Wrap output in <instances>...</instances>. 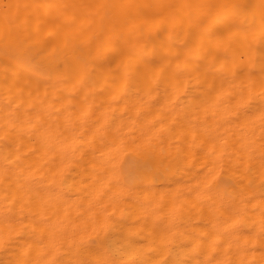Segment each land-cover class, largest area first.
<instances>
[{"label": "bare ground", "instance_id": "6f19581e", "mask_svg": "<svg viewBox=\"0 0 264 264\" xmlns=\"http://www.w3.org/2000/svg\"><path fill=\"white\" fill-rule=\"evenodd\" d=\"M0 264H264V0H0Z\"/></svg>", "mask_w": 264, "mask_h": 264}]
</instances>
